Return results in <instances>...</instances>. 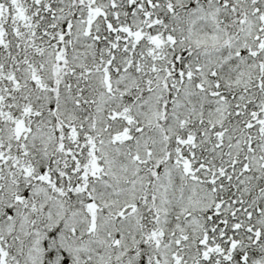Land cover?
Masks as SVG:
<instances>
[{
    "label": "snow or ice",
    "instance_id": "1",
    "mask_svg": "<svg viewBox=\"0 0 264 264\" xmlns=\"http://www.w3.org/2000/svg\"><path fill=\"white\" fill-rule=\"evenodd\" d=\"M0 264H264V0H0Z\"/></svg>",
    "mask_w": 264,
    "mask_h": 264
}]
</instances>
